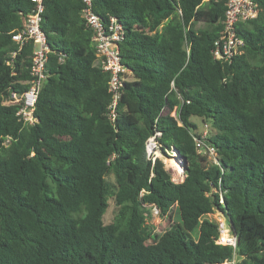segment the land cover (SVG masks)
I'll list each match as a JSON object with an SVG mask.
<instances>
[{"label": "trees", "instance_id": "16d2710c", "mask_svg": "<svg viewBox=\"0 0 264 264\" xmlns=\"http://www.w3.org/2000/svg\"><path fill=\"white\" fill-rule=\"evenodd\" d=\"M253 1L258 18L237 27L243 52L222 63L212 50L226 0H92L95 15L124 30L130 79L111 122L109 75L96 65L81 0H45L46 79L36 123L23 126L4 102L27 90L33 44L6 63L32 5L0 0V264H220L233 251L216 244L214 213L237 237L236 264H264V0ZM193 118L209 124L202 140L218 164L197 153ZM156 134L159 151L185 163L183 182L147 159ZM152 207L177 218L157 236Z\"/></svg>", "mask_w": 264, "mask_h": 264}, {"label": "built area", "instance_id": "2783aa9c", "mask_svg": "<svg viewBox=\"0 0 264 264\" xmlns=\"http://www.w3.org/2000/svg\"><path fill=\"white\" fill-rule=\"evenodd\" d=\"M44 1L30 0L32 5L30 13L22 16L21 29L11 35V41L17 47L16 52L10 54L6 63L7 66H11L15 55L19 53L23 46L28 43L33 44L29 67L30 80L26 83L28 86L27 90L23 93H11L4 102L6 106L17 107L16 117L23 126H32L36 123L34 110L37 95L43 81L46 79L45 66L50 50L46 42V36L41 29ZM81 3L80 15L85 27L92 34L91 42L95 49L96 65L109 75L107 91L111 97V102L108 106V119L113 122L116 118V107L121 96L123 84L129 77L128 71L120 63L118 50V43L124 35V30L116 17L107 15L106 20L102 21L95 15L92 0H81ZM225 7L221 21L222 30L213 43L212 50L213 59L222 63L230 62L243 52L244 42L237 33V27L240 24L256 20L260 14V8L253 0H226ZM207 133L204 132L199 138L194 139L196 151L198 154L206 155L208 160L212 159L213 164H218L214 148L206 145L202 140ZM157 137L158 134L151 136L145 142L146 157L152 163L157 159V153L160 152L156 142ZM151 209L157 210L154 207ZM207 218L216 224V244L229 247L233 251L232 259L220 264H236V235L232 233L228 223L221 214H209Z\"/></svg>", "mask_w": 264, "mask_h": 264}, {"label": "rangeland", "instance_id": "374dc122", "mask_svg": "<svg viewBox=\"0 0 264 264\" xmlns=\"http://www.w3.org/2000/svg\"><path fill=\"white\" fill-rule=\"evenodd\" d=\"M177 24V21H174ZM170 24V22H168ZM167 25V24H166ZM178 31H180L181 35H183L182 26L181 24L177 25ZM203 25L198 24L196 25V29L202 28ZM130 79V76L128 77ZM174 115V114H173ZM192 121L197 125L198 132L203 134L204 132H209L210 127L209 124L203 123L200 119L193 118ZM157 159H159L164 166V170L169 175L171 181L173 183H181L183 182L185 175L184 169H182L179 165H183L185 167V163L178 158L175 154H162L161 152L157 153ZM210 162L213 163L212 159H209ZM107 180L111 183H114V178L112 176L107 177ZM115 216V206L112 199L109 200V206L106 210V213L103 216V222L105 225L110 224L113 222ZM216 216V215H215ZM146 222L148 225L152 227L153 235L157 236L167 230L170 225L177 222L176 213L174 210L171 213L161 218L159 217V212L155 209H149L148 213L146 214Z\"/></svg>", "mask_w": 264, "mask_h": 264}, {"label": "water", "instance_id": "95a60500", "mask_svg": "<svg viewBox=\"0 0 264 264\" xmlns=\"http://www.w3.org/2000/svg\"><path fill=\"white\" fill-rule=\"evenodd\" d=\"M182 169H184L185 170V167L181 164V165H179Z\"/></svg>", "mask_w": 264, "mask_h": 264}]
</instances>
